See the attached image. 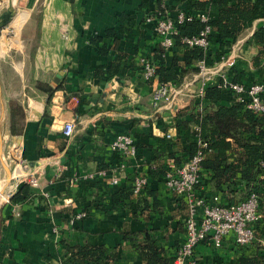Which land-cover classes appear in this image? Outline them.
Wrapping results in <instances>:
<instances>
[{
  "label": "crops",
  "instance_id": "obj_1",
  "mask_svg": "<svg viewBox=\"0 0 264 264\" xmlns=\"http://www.w3.org/2000/svg\"><path fill=\"white\" fill-rule=\"evenodd\" d=\"M178 1L163 3L170 16ZM10 3L17 14L0 27V186L6 190L12 182L18 150L39 177V187L33 200L19 204L18 217L9 204L0 205L1 264H146L124 233L141 231L147 223L155 255L169 260L184 237L187 208L183 198L165 187L156 166L171 153L185 160L188 139L197 142L191 135L196 126L178 129L175 118L184 112L180 119H189L191 102L198 97L196 65L174 86L180 92L171 107L163 101L154 105L158 78L145 79L139 62L158 42L154 0L145 7L138 0H6L0 1V19ZM251 24L234 40L241 44L236 68L241 76L261 80L264 69L253 63L258 46L252 42ZM106 29L114 35L107 36ZM19 43L20 49L12 45ZM111 64L117 67L107 70ZM174 70L179 73L181 68ZM50 88L54 91L47 103ZM228 100L225 94L222 102ZM11 102L23 110L14 122ZM70 120L74 131L65 138L61 127ZM121 132L132 136L134 156L109 150ZM235 156L231 153L228 159ZM99 169H111L117 182L108 175L69 185V179ZM138 174L147 176V189L120 198L119 191L131 190ZM81 211L85 215L69 225L68 219ZM67 245L106 250L98 261L64 262ZM237 253L231 240L220 248L200 243L196 264H229Z\"/></svg>",
  "mask_w": 264,
  "mask_h": 264
},
{
  "label": "trees",
  "instance_id": "obj_2",
  "mask_svg": "<svg viewBox=\"0 0 264 264\" xmlns=\"http://www.w3.org/2000/svg\"><path fill=\"white\" fill-rule=\"evenodd\" d=\"M138 1L141 7L149 4V0ZM164 2L165 0H154L156 18L165 15ZM177 7L193 15V18L178 25V34L173 37L170 53L161 47L158 40L151 54H145L149 61L156 66L155 76L158 78V82L173 86L181 83L182 78L191 73L195 65L198 70L197 64L200 61L211 66L218 62L222 56H226L235 38L243 29L255 18L264 16V0H179ZM211 8H215V12H212ZM199 12L208 14L207 23L201 22L195 16ZM118 17L119 20H122L124 14ZM205 24L211 28V32L207 35L208 46L206 48L188 46L182 42V37L197 34ZM106 35H114V30L106 29ZM94 39V37L90 38L91 41ZM252 42L258 46L253 63L255 67L264 69V63H261V59L264 58V24H259L254 29ZM236 65L235 62L229 69V78L245 85L254 82L263 84L260 99L264 101V79L241 76L242 72L237 71ZM114 67L117 65L111 64L107 70ZM175 67L181 68L179 73L175 72ZM53 91L54 89H48L47 103L50 101ZM225 94L226 98L228 95V102H222ZM183 113L175 116L177 128L184 129L189 123L193 124L196 129L191 130V135L197 136L207 143V146L202 148L204 158L201 161L200 182L197 185L198 194L208 196L211 193H216L220 196L222 204L237 201L250 191L258 196L260 218L254 224V237L246 245L235 243L238 253L229 264H264V167L262 166L264 164V115L248 109L244 102L235 101L233 93L228 89L218 87L217 83L207 84L203 96L193 99L188 113L189 119H180L179 116H183ZM10 115L11 121L14 122L16 116H23L22 107L16 102H11ZM198 148L196 140L188 139L185 160L190 158ZM231 153L236 154L233 161L228 159ZM166 157H173L178 163L185 161L175 157L174 153L168 154ZM163 161L164 159L156 166L162 176L164 174ZM148 173L151 171L149 170ZM147 187L146 184L139 194L143 193ZM131 192L132 190L121 189L119 191L120 198L129 197ZM35 196L36 190L28 184L22 183L11 195L10 201L20 204L33 200ZM124 238L129 241L146 264L168 263L169 260L165 257L155 255V238L151 234V227L148 223L141 231L125 232ZM105 250L103 246L98 245H67L65 246L64 262L98 261L103 258ZM227 263L217 262L216 264Z\"/></svg>",
  "mask_w": 264,
  "mask_h": 264
},
{
  "label": "built area",
  "instance_id": "obj_3",
  "mask_svg": "<svg viewBox=\"0 0 264 264\" xmlns=\"http://www.w3.org/2000/svg\"><path fill=\"white\" fill-rule=\"evenodd\" d=\"M201 22L207 23L209 16L207 13L199 12L195 15ZM193 15L186 13L183 9L176 10L174 17L168 13L156 18L153 30L158 37L159 44L165 50L173 46V37L178 34V25L191 20ZM151 17H147V21ZM255 28L259 24H264V16L255 18ZM252 24H250L251 26ZM211 32L208 24H205L197 34L182 37V42L188 46H208L207 35ZM241 44L236 41L232 44L230 51L226 56L211 66L205 65L204 61L198 63V72L196 79L199 86L196 88L195 95L202 97L204 88L209 83H217L218 87L230 90L237 102H244L246 107L253 112L264 115V101L260 99V93L263 91V84L254 82L245 85L240 81H233L229 78V69L235 64L239 56ZM141 65V74L145 79L155 78L156 66L151 63L147 56L139 57ZM191 82L185 83L184 88H188ZM179 89L171 84L159 83L152 93L154 105L163 101L169 104L174 103ZM75 124L72 120L64 121L61 127V134L65 138H70L73 134ZM199 148L187 160L178 163L173 157H166L163 161L164 174L163 180L165 187L176 197L183 198L187 205V215L184 218V237L180 244L174 249L171 258L167 264H196V247L200 243H208L214 248H220L226 240H231L234 244L246 245L254 237V224L259 220L258 196L254 192H249L237 201L221 203V198L216 193L208 196H200L197 192V185L200 182L201 161L204 158L202 148L207 146L199 137L197 138ZM109 150L112 153H118L120 156H134L136 153L135 143L129 133H117L109 144ZM122 165V164H121ZM264 167V164H262ZM116 168H113L114 170ZM111 169H99L95 172L84 175H77L69 179V185L72 186L77 180L100 178L110 175L112 183L117 182V178L111 175ZM110 173V174H108ZM11 183L4 190L0 186V205L9 204L12 213L18 217L20 215L19 204L10 201L11 195L22 183L28 184L33 189L39 187V177L30 168L29 163L16 150V156L11 168ZM1 183V180H0ZM147 184V176L138 174L134 176L131 182V190L134 194H139ZM85 212H77L68 219V224L73 225L76 220L81 219ZM56 232V227H52ZM263 242V241H262ZM264 243V242H263ZM1 264V262H0Z\"/></svg>",
  "mask_w": 264,
  "mask_h": 264
},
{
  "label": "water",
  "instance_id": "obj_4",
  "mask_svg": "<svg viewBox=\"0 0 264 264\" xmlns=\"http://www.w3.org/2000/svg\"><path fill=\"white\" fill-rule=\"evenodd\" d=\"M13 8H14L13 3H10L8 7L6 8V10L3 12V15L1 16V19H0V27L5 26L6 23H8L10 15L13 13V10H14Z\"/></svg>",
  "mask_w": 264,
  "mask_h": 264
},
{
  "label": "rangeland",
  "instance_id": "obj_5",
  "mask_svg": "<svg viewBox=\"0 0 264 264\" xmlns=\"http://www.w3.org/2000/svg\"><path fill=\"white\" fill-rule=\"evenodd\" d=\"M0 1L3 2V1H6V0H0ZM14 4L16 5L15 1H14ZM14 4H13V6H15ZM2 6H3L2 10H4V9H5V3H4ZM13 9H14V8H13ZM16 14H17V13H16V10H15V11L13 10V13L10 15V18H9V20H8V23H6V25L9 24V22L11 21V19H12ZM10 35H11V34H10ZM12 45H13L14 47H17L18 49L21 48L20 43H19V44H16V45H14V44H12ZM13 46H12V47H13ZM14 49H15V48H14ZM218 261H221V260H216V262H218Z\"/></svg>",
  "mask_w": 264,
  "mask_h": 264
}]
</instances>
